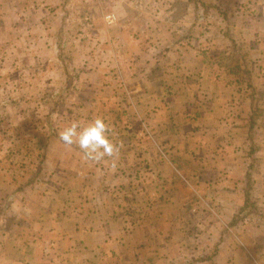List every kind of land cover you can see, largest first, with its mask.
Segmentation results:
<instances>
[{
  "label": "crops",
  "instance_id": "1",
  "mask_svg": "<svg viewBox=\"0 0 264 264\" xmlns=\"http://www.w3.org/2000/svg\"><path fill=\"white\" fill-rule=\"evenodd\" d=\"M120 3L117 22L98 28L103 48L93 47L85 63L93 71L82 73L68 98L77 106L71 122L103 118L119 152L88 160L59 139L70 123L42 129L44 141L38 134L19 168L0 178L7 181L0 184V264H169L175 187L187 196L190 180H198L199 194L244 193L237 216L261 212L264 220V0ZM6 5L0 58L9 41L16 65L40 67L50 32L42 19L49 18L34 14L35 5L13 15ZM29 17H39L38 28H23ZM40 91L38 104L51 101L52 110L7 113L39 122L59 117L64 98ZM191 149L200 170L181 173ZM261 241L264 247V235ZM251 256L264 264V248Z\"/></svg>",
  "mask_w": 264,
  "mask_h": 264
},
{
  "label": "rangeland",
  "instance_id": "2",
  "mask_svg": "<svg viewBox=\"0 0 264 264\" xmlns=\"http://www.w3.org/2000/svg\"><path fill=\"white\" fill-rule=\"evenodd\" d=\"M5 1L7 5L1 7L12 15L14 12L19 14L28 12L27 9L35 5L34 14L41 16L46 14L49 18L43 17L42 22L50 26L47 28L50 32L46 43L47 57L41 61L40 67L37 65L27 69L16 65L13 52L9 54L11 50L9 41L5 56L0 58V178L7 170L13 172L19 168L18 163H21L22 155L29 151V145L37 143L38 134L41 133L40 141H44L46 136L42 129L58 130L60 123H71L69 113L77 106L74 107L68 98H71V93L76 90L77 82L85 80L82 73L87 74L88 71H93L85 68L88 56L91 57L92 48L95 47L94 51L97 52H100L99 47L103 48L101 40L104 39V35L98 32V28L100 26L106 28V25L117 22V11L121 5L120 0H62L63 5H59L58 0H19L14 6L10 0H0V4ZM126 7L134 6L126 5ZM109 15H114L116 18L113 24L107 23ZM29 18L24 20L23 28L29 24L33 25L32 28H38L39 17ZM7 23L12 26L11 18L7 20ZM54 37L57 39V50ZM55 55L64 60L62 68H56L51 62L53 58H56ZM116 74L114 73L115 76ZM38 76L46 83L43 84L41 81V84H38L30 80H38ZM38 89L41 90L40 96L46 94L51 97L57 94L64 98L56 105L60 113L59 117H46L39 122L40 117L23 118L7 113L8 108L15 111L33 110L34 112L40 107L42 114L46 110H52L54 103L51 101L42 100L41 104H38ZM63 112L67 113L63 114ZM12 140L13 145H11ZM197 151L190 150L192 153L188 155L190 162L186 163L185 160L184 164L179 166L181 173L186 174L187 170L191 173L200 170V163L193 158L194 156L198 158ZM25 157H28V154ZM213 173L212 177H215V171ZM189 182L192 183V187L187 196H180L178 188L175 187L176 193L172 205L175 212L174 216L170 214L172 223L175 224L168 238L172 243L169 264H261L251 255L263 252L262 213L254 212L247 220H242L244 217L239 218L240 215L237 216V214L244 202V193L225 197H215L206 194L205 191L199 194L201 185L198 180ZM1 183L7 184V181ZM146 203L144 199L143 205ZM216 215H222L225 218L222 225L217 221ZM231 220L235 221L234 227L229 226ZM161 223L159 222L160 231H164L166 226L163 223L162 230ZM249 239L252 240L250 253L247 251Z\"/></svg>",
  "mask_w": 264,
  "mask_h": 264
},
{
  "label": "clouds",
  "instance_id": "3",
  "mask_svg": "<svg viewBox=\"0 0 264 264\" xmlns=\"http://www.w3.org/2000/svg\"><path fill=\"white\" fill-rule=\"evenodd\" d=\"M109 131L105 120L97 117L84 125L79 121L71 122L59 132V139L67 146H78L84 158L100 161L105 157H114L119 152L117 145L108 137Z\"/></svg>",
  "mask_w": 264,
  "mask_h": 264
},
{
  "label": "built area",
  "instance_id": "4",
  "mask_svg": "<svg viewBox=\"0 0 264 264\" xmlns=\"http://www.w3.org/2000/svg\"><path fill=\"white\" fill-rule=\"evenodd\" d=\"M115 21H116V18L114 15L107 16V23L108 24H113Z\"/></svg>",
  "mask_w": 264,
  "mask_h": 264
}]
</instances>
